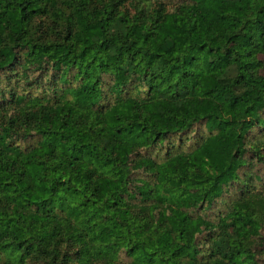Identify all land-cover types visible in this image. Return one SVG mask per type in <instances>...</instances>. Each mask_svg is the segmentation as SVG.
Instances as JSON below:
<instances>
[{"label": "trees", "instance_id": "obj_1", "mask_svg": "<svg viewBox=\"0 0 264 264\" xmlns=\"http://www.w3.org/2000/svg\"><path fill=\"white\" fill-rule=\"evenodd\" d=\"M129 1L0 0V72L54 78L51 96L0 103V264H208L198 235L219 225L195 208L231 190L264 124V0ZM203 120L193 152L132 158ZM134 167L154 179L133 186ZM222 222L232 249L214 263L260 264L251 202Z\"/></svg>", "mask_w": 264, "mask_h": 264}, {"label": "rangeland", "instance_id": "obj_2", "mask_svg": "<svg viewBox=\"0 0 264 264\" xmlns=\"http://www.w3.org/2000/svg\"><path fill=\"white\" fill-rule=\"evenodd\" d=\"M141 1L143 0H132L128 6L134 10L135 5L141 6V4H138ZM177 1L172 0L171 3ZM149 3L152 2L146 1V4ZM68 9L70 10V8ZM262 57L264 59V53ZM51 79H54L51 72H43L41 69H30L29 64L18 65L13 72L1 71L0 103L2 101L3 104L6 99L7 101L10 99L12 89L18 90L20 93H30L39 96L49 93L48 96H51L52 93L49 91V81ZM106 80L109 81L110 76H106ZM60 82L61 85L65 83L64 81ZM131 85L134 86L131 89L135 93L146 94V86H142L141 91H138L134 83ZM209 133L205 121H198L189 130L176 134L173 137L164 138L156 145L137 148L132 153V158L137 160L141 157H149L161 161L171 153L189 154L193 152L199 142L206 138ZM38 141L37 135H29L25 139L20 140L25 148L34 147L38 144ZM245 146L246 151L244 156L248 159V162L239 167L238 172L241 177L231 184V190L216 199L212 205L195 208L197 213L211 220L214 219L219 225L212 231L213 233L206 230L203 234L198 235V239L202 245V256L205 257L208 264H215L214 260L209 256L211 251L216 252L217 256L222 257L232 249V240L229 236L234 235V229L222 226V219L228 211V207H231L236 200L247 198L253 205L255 213L264 219V124L255 125L249 131ZM131 178L132 185L134 186L135 184H142L144 180H153L154 175L150 170H146L145 167H134L131 172ZM129 201L133 207H138L141 204L139 198H130ZM256 250L259 263L264 264V246L262 243L256 245ZM30 261L34 263L33 260ZM117 262L127 264V255L121 253V257H119ZM94 264H99V261Z\"/></svg>", "mask_w": 264, "mask_h": 264}]
</instances>
